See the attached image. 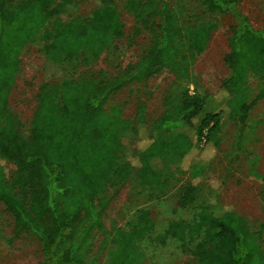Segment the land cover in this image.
I'll list each match as a JSON object with an SVG mask.
<instances>
[{
  "label": "trees",
  "instance_id": "trees-1",
  "mask_svg": "<svg viewBox=\"0 0 264 264\" xmlns=\"http://www.w3.org/2000/svg\"><path fill=\"white\" fill-rule=\"evenodd\" d=\"M73 1L0 0V202L14 215L17 231L40 241L42 264H99L89 254L96 233L103 234L108 247L106 264H143L140 243L155 231L149 211L139 209L125 226L107 229L106 206L129 182L152 199L165 196L169 180L152 166L153 159L165 156L178 157L194 179L180 190L179 206L198 202L202 193L198 181L206 162L192 159L216 146L211 135L223 118L240 126L242 141L251 108L264 100V27H254L240 11L239 0H197L207 13L231 15L236 21L225 58L230 75L218 92V110L203 114L206 96L179 92L149 129L143 103L135 118L128 119L120 106L106 108L109 99L161 69L187 75L217 25L206 21L179 24L166 4L125 0L139 26L137 33L145 28L153 36L147 52L114 79L85 75L56 85L44 82L28 133H24L10 98L26 45L43 34L40 43L49 54L71 59L87 52L99 57L123 36L124 22L111 1H103L88 18L61 19ZM52 17L55 20L49 28ZM253 78L261 90L250 100ZM128 132L140 139L132 159L123 155ZM3 161L17 166L12 177ZM261 235V229L254 230L236 211L200 204L192 222L172 221L160 237L177 240L183 247L195 243L194 259L188 264H264Z\"/></svg>",
  "mask_w": 264,
  "mask_h": 264
},
{
  "label": "rangeland",
  "instance_id": "rangeland-1",
  "mask_svg": "<svg viewBox=\"0 0 264 264\" xmlns=\"http://www.w3.org/2000/svg\"><path fill=\"white\" fill-rule=\"evenodd\" d=\"M18 0H15V2ZM108 0H74L61 16L64 18H88L103 2ZM118 9L124 22L123 36L116 39L99 57L80 52L67 59L60 54L46 52L38 40L26 45L21 55V70L11 94L10 106L22 122V131L28 133L38 102L41 85H51L75 80L85 75L116 78L131 63L141 59L153 43L148 29L137 33L136 21L126 9L125 0H109ZM159 6H168L179 24H195L203 21L215 22L206 50L196 58L187 75H180L161 69L140 82H132L114 93L106 108L120 106L122 116L134 119L140 103L146 106L148 127L161 117L172 95L189 91L207 97L203 114L218 110V92L230 69L225 58L230 52L229 38L236 23L231 15L207 13L197 0H157ZM239 9L256 28L264 27V0H239ZM157 18L156 20H158ZM55 17L47 25L51 28ZM250 100L261 90L256 78L249 82ZM244 139L239 141L240 126L223 118L212 132L211 140L216 144L197 154L194 160L206 162V170L198 181L202 193L194 205L181 208L178 204L180 190L194 181L178 157L165 156L152 160L153 168L169 180L166 195L152 199L147 191L134 182L127 183L109 201L103 213L107 229L125 226L134 219L139 209H147L155 223V231L140 243L144 253L143 264H188L193 261L192 249L195 243L183 247L172 238L160 237L172 221L192 222L200 204L213 210H232L245 218L254 230H262L261 242L264 249V100L254 105L249 113ZM182 131L186 132V129ZM158 136V132L150 130ZM165 135V134H164ZM140 139L133 133L124 135V157L133 158ZM200 158V159H199ZM190 162V163H191ZM11 176L17 166L3 161ZM112 194V192H109ZM14 215L0 202V264H42L41 243L26 231H17ZM103 234L96 233L89 254L96 256L99 264H106L108 247Z\"/></svg>",
  "mask_w": 264,
  "mask_h": 264
}]
</instances>
